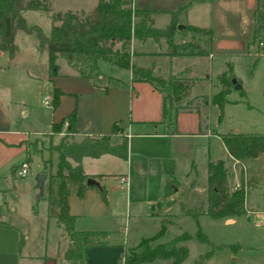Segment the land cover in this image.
Here are the masks:
<instances>
[{
	"label": "rangeland",
	"instance_id": "374dc122",
	"mask_svg": "<svg viewBox=\"0 0 264 264\" xmlns=\"http://www.w3.org/2000/svg\"><path fill=\"white\" fill-rule=\"evenodd\" d=\"M4 1L14 6H19L22 2V0ZM90 3L91 0H49L47 11L25 9L21 11V16L26 26H36L43 35H47L50 13L78 6L87 7ZM207 4L211 6L210 10H207L205 19L209 32L201 39V46L204 50L209 49L214 52L211 59L198 54V57L188 58L186 61L176 59L168 62L167 59L159 58L154 61L152 57L135 55L138 47L144 50L153 47L154 44L150 39L138 42L132 38L128 44L129 61L144 68L149 67L151 74L162 78L163 81L168 77H178L176 71H182L184 66L189 67L188 72L191 77L187 78L193 80L190 93L177 101L173 100L167 86L154 82L161 89L166 106L170 99L173 100H171L172 105L177 103L184 107L198 106L204 97L207 99L219 90L218 74L226 70L227 66L240 84L239 89L230 88L224 94L225 101L221 108L210 102L197 107V116L201 118L199 129L203 131V136L186 138V146L179 153L181 159L178 158L176 162L165 161L163 164L165 168L177 164V168L174 169L175 176L180 179L183 176L181 169L183 158L186 159L188 167L189 162H192L194 185L184 187L181 196L188 201L189 207L199 209L200 212L195 216L181 215L176 203L166 204V201L161 199V188L156 187L154 178L151 175L143 176L136 171L138 165L143 169H158L159 162L148 156L129 153L128 142H126L124 160L106 156L113 159L112 165L98 162V167L105 172L125 175L124 184L116 181L112 175L101 180L105 185L110 204L108 210L97 214L100 222L95 223L93 216L97 213L93 210L94 203L98 200L96 196H88L84 200L71 196L70 199L73 200V209L83 214L77 218L76 226L85 228L83 226L99 224L111 231L115 237H118L119 242L122 241V255L127 247L135 244L140 238L154 235L161 227V232L151 240L152 243L165 241L181 232L187 235L186 238L175 242V245H183L186 248L185 256L175 264H264L263 213L253 215L243 212L230 219H223L211 218L201 212L204 208L205 196V160L221 158L224 155L219 138L209 131L217 134L264 133V26L259 29L254 28V24L264 21V0H209ZM72 12L79 17L91 16L92 13L85 9ZM166 23L167 18L161 15L154 16L152 25L163 27ZM186 33L187 49L197 51L198 48L193 47L194 40L189 39L192 33L188 31ZM13 43L16 46L13 57L9 58L6 53L0 54V100L12 115L13 121L10 126L28 133L31 130H45L43 122L49 108L44 107L41 99L44 95H49L46 73L53 75L56 67L59 71L67 68L65 64L67 60L64 56L56 55L53 59L55 68L50 71L47 67L45 50L38 45L33 32L16 29ZM155 47L158 50L157 46ZM72 62L84 73L88 72L87 63L81 64L80 61L75 60ZM24 67L32 70L37 77V80L31 83L30 89H27L29 87L22 89L16 80L18 72ZM96 67V70L103 75L115 73L113 75L118 78L114 80L115 82L122 81L124 84L128 80L127 68H115L99 61ZM90 74L94 73L90 72ZM19 109L27 111L24 117L21 116ZM177 112L179 111L175 114ZM175 114L173 109L166 107L165 120L170 121L171 127L174 120L178 118L177 121H180L183 117ZM68 134L67 140L78 139L71 133ZM119 136L120 133L113 137ZM50 140L47 134L31 138L28 146L32 154L31 161L24 177L10 176L9 180L0 177V218L11 225L16 236L15 247H23L24 251L31 253H38L44 240L48 247L63 242V237L57 235L52 217H46L44 188L42 195L35 197L37 189L33 183L34 173L42 172L45 175L43 184H47V177L54 169L56 155L54 152H49V148L51 143L56 142L57 136L50 135ZM47 157L49 160L46 163ZM90 163L92 164L89 166L92 168L94 163ZM231 180L232 177L229 176L228 183H231ZM245 187L246 189H243L246 208L264 209L263 175L257 174L255 178L246 181ZM166 191L169 192V189ZM157 196H160L158 207L149 209L147 200H154ZM166 205L165 212L172 214L165 218L166 223H162L158 217L148 215L149 211L159 212ZM170 261L171 258H154L134 264H169ZM117 264H120V260Z\"/></svg>",
	"mask_w": 264,
	"mask_h": 264
},
{
	"label": "crops",
	"instance_id": "0c3cea01",
	"mask_svg": "<svg viewBox=\"0 0 264 264\" xmlns=\"http://www.w3.org/2000/svg\"><path fill=\"white\" fill-rule=\"evenodd\" d=\"M208 1L209 0H130V6L132 9L150 10V16L153 14V16H151L153 24L154 16L161 15H165L168 22L169 12L173 11L181 3H185L184 8L176 14L175 26H180L178 28L175 27L171 36L172 43L184 45L188 42V35L186 33L187 30L182 29L183 25H192L205 29V34H208L209 28L207 27L205 20L207 17V10H210L211 8V6H208L207 4ZM94 3L95 0H91L90 5L87 7L78 6L68 8V10L74 11L85 9L92 12ZM190 33H192V36L189 35V39L192 38L194 44L203 50L202 55L211 59L214 52H211L209 49L204 50L201 46V39L205 34L196 32ZM193 34L195 36H193ZM146 39L149 38H145L138 42H145ZM151 42L154 45L150 50H144L138 47L135 50L137 51L135 54L136 57L147 56V58L152 57L154 61L159 58L167 59V61L170 62V60L173 61L176 59L186 61L188 58H196L199 56L197 54L167 55V47L162 39H157L155 41L151 40ZM155 46H157L158 50L155 49ZM15 50L11 57H13ZM178 50L185 52L187 51V46L185 45V48L178 47ZM191 51L194 52V50ZM1 53L5 52L0 51V54ZM100 62L102 61H99V63ZM65 64L67 68L59 71L56 67L53 75H47L46 73L45 78L47 80L46 84L49 85L48 94L50 96V107L43 122L44 127L46 128L45 130H31L30 133H28L13 128V126H10L13 121L12 115L0 100V177H3L4 180H9L10 176H15L14 169L17 163L23 160L24 156L27 155L26 150L28 147L26 144L31 138L44 134L56 135L58 138L59 135H61L60 132L64 130L62 125L64 120L59 126L58 131L53 133L50 132L51 123H57L62 117L67 115L70 111H73L74 130L71 132V135L80 138L82 136L96 137L108 134L110 132L111 124L115 123L118 129L116 134L120 133V135L125 136L126 142H128L129 153L132 152L143 157L148 156L159 162L158 169H143L137 164V173L142 174L143 176L145 175L146 177L151 175V177L154 178L156 187H158V189L161 188V199L166 201V204L173 202L176 203L177 207L178 203H183L186 206H189L188 201L181 196V193L184 187H191L194 185L193 173L191 170L193 166L192 162H189L188 167L186 159L183 158V165L181 166V169H183V176L180 179L175 176L176 170L174 169L177 168V164L176 166L173 164L170 168H165L163 164L165 161L176 162L178 158L181 159L179 153L183 147L186 146V138L203 136V131H200L199 129L201 118H198L196 111L197 107L201 106V104H206V102L202 100L196 107H187L188 109L177 110L179 112L174 114L176 116L177 114H180L179 116L183 117H181L180 121H177L178 118L174 120L173 126L171 127L170 121L165 120V116H161V90L150 85L146 81L131 80L129 70L128 80L123 84L122 81H114L118 80V78L113 75L115 73L110 72L109 75H103L96 72L93 75L89 74V76H85L79 74L67 61ZM184 67L185 68H183L182 71H176V73L178 77L186 79L189 82L188 93H190V87L193 80L187 78L191 77L189 76L190 72H188L189 67ZM16 80H18V84L22 89L25 87H29L27 89H30L31 83L37 80V77L33 74L32 70L24 67L18 72ZM40 80L41 76L39 77V81ZM234 83H238L235 78ZM53 87L59 89L61 93L57 96L56 103L52 105L51 89ZM218 89H220V86ZM231 89H233V87H231ZM35 92H37V89ZM176 104L177 103L174 105ZM19 112L21 116L24 117L27 111L19 109ZM209 132L219 138L217 133L213 131ZM221 146L224 155L221 158L217 157L214 159L223 160L226 169V188L228 191L233 189V184L236 181L242 184V180H244L243 188L246 189V180L248 181L255 178L257 174H262L264 180V152L259 153L253 158L244 159L238 162L226 153L222 143ZM28 155L29 160L26 162L29 169L32 154L29 153ZM106 156L120 158L108 153H102L96 157L82 156L80 158L82 173L85 174V176L93 177L98 182L99 186L103 187L104 201L100 199L98 189L93 186L84 185V189L79 196L74 193L73 186H68L66 194L67 212L74 216L72 220V229L77 231H101L103 234L96 236V240L100 243L84 246L81 260L64 258L63 251L68 244V240L61 225L56 223L54 218H52L53 224L57 230V235L60 234L63 237V242L48 247L44 240L38 253L26 252L23 247H15L14 241L16 236L11 225L0 218V264H117L123 249V245H121L122 241L119 242L117 236L115 237L111 231L103 228V226H99V224L83 226L85 228L77 227L76 220L83 214H80L73 209V200L71 201L70 199L71 196H75L79 200H84L88 196H96L98 200L94 203L93 210L94 212L97 211V213L93 214V216L95 217V223L100 222V218L97 214L103 210H108L110 204L107 199L105 185L101 183V180L112 174L111 172H105L98 167V162H107L110 165L113 164V159H109V157ZM125 158H121V160H124ZM90 162L94 163L92 168L89 166V164H92ZM229 176L232 177L231 183H228ZM112 177L121 184L125 183V175L123 173L112 175ZM120 178H122V181ZM166 189H169V192L166 191ZM146 203L149 209H154L155 207H158V204L160 203V196H157L154 200L148 199ZM166 207L167 205L159 212L149 211L148 215L158 217L163 223L167 216L170 217L172 215L171 213L165 212ZM243 209L245 214H264V209L248 210L246 208V199H244V196ZM46 217L48 218V216ZM221 218L230 219L231 217Z\"/></svg>",
	"mask_w": 264,
	"mask_h": 264
},
{
	"label": "trees",
	"instance_id": "16d2710c",
	"mask_svg": "<svg viewBox=\"0 0 264 264\" xmlns=\"http://www.w3.org/2000/svg\"><path fill=\"white\" fill-rule=\"evenodd\" d=\"M49 0H22L19 6L7 4L0 0V51H4L10 58L15 50L13 34L16 29L25 32H33L37 43L45 50L47 67L50 71L55 68L53 59L56 55L64 56L70 65L76 68L81 75L89 76L90 72H98L97 61H102L110 66L127 68L131 80H142L161 90L154 82L167 86L172 93L174 101L186 97L189 90V82L180 77H168L164 80L151 74L149 67L134 65L129 61L128 44L133 38L142 41L145 38L151 40L162 39L167 47V55L203 54V50L196 45L197 51H181L178 47L185 48V44H174L171 36L175 30L176 14L181 11L185 3L178 5L169 12V20L163 27H154L150 16L151 11L146 9H132L130 0H95L91 16L79 17L70 10L50 13V24L47 35H43L36 26H26L21 16L25 9L47 11ZM264 26L263 23L254 24L255 29ZM183 30L205 34L206 30L192 25H183ZM184 46V47H183ZM72 60L87 63V71L84 73L79 66H75ZM231 79H234L229 66L218 74L220 89L204 102L216 104L221 108L225 101L224 94L232 87ZM51 104H55L61 91L55 87L51 89ZM170 99L167 106L162 95L161 116H166V107L173 109L175 113L179 109H188L183 105H173ZM73 111L62 117L57 123H51L50 132H56L62 121L66 122L64 133L56 142L51 143L49 152H54L56 161L54 169L47 177L48 183L43 185L47 204L46 214L54 218L60 224L66 234L68 244L63 251V256L70 260H81L84 246L99 244L96 236L103 234L101 231L73 230V215L67 212L66 194L68 186H73L74 193L79 196L84 189L85 174L82 173L80 158L82 156L96 157L102 153H108L120 158H125L126 138L120 135L115 123L110 126L108 134L78 139L67 140L68 133L73 128ZM50 135L48 138L50 140ZM226 153L238 162L250 159L264 152V133H223L218 134ZM51 141V140H50ZM27 147L30 141L27 142ZM29 148L23 160H29ZM44 160V159H43ZM46 163L49 158L47 157ZM45 163V162H44ZM247 181V180H246ZM52 182V186H51ZM205 196L204 208L201 212L211 218L232 217L244 212V189L240 183L238 188L227 190L226 169L221 159H206L205 161ZM98 194L102 201L105 200L104 189L100 186ZM42 195V193L40 194ZM39 195V196H40ZM179 214L195 216L199 209L191 208L183 203H178ZM162 226V225H161ZM162 228L152 236L140 238L135 244L126 248L120 264H134L148 261L154 258H171L169 264H175L186 254L183 245H175L179 239L187 235L179 233L165 241L152 243L151 240L161 232ZM88 264V263H86Z\"/></svg>",
	"mask_w": 264,
	"mask_h": 264
},
{
	"label": "water",
	"instance_id": "95a60500",
	"mask_svg": "<svg viewBox=\"0 0 264 264\" xmlns=\"http://www.w3.org/2000/svg\"><path fill=\"white\" fill-rule=\"evenodd\" d=\"M180 25H176L175 27L178 28ZM233 82L232 87L233 89H238L240 88L239 83H234V79L230 80ZM43 178H44V173L42 172H36L33 175V180H34V187L37 189L36 196H39L42 191H43ZM85 186H93L97 189L100 188L98 182L91 176H86L83 181Z\"/></svg>",
	"mask_w": 264,
	"mask_h": 264
},
{
	"label": "built area",
	"instance_id": "2783aa9c",
	"mask_svg": "<svg viewBox=\"0 0 264 264\" xmlns=\"http://www.w3.org/2000/svg\"><path fill=\"white\" fill-rule=\"evenodd\" d=\"M41 102L42 104L44 105V107L46 108H49L50 107V96L49 95H44L41 99ZM63 127H65L66 125V122L63 121L62 123ZM64 132H60V134H63ZM28 172V165H27V162L25 160H21L17 163L15 169H14V175L16 177H24ZM120 180L122 181V178H120ZM243 184H244V180H242V187H243ZM240 185V183L238 181H236L234 184H233V188H238ZM119 260H120V263L122 261V254H120V257H119Z\"/></svg>",
	"mask_w": 264,
	"mask_h": 264
}]
</instances>
